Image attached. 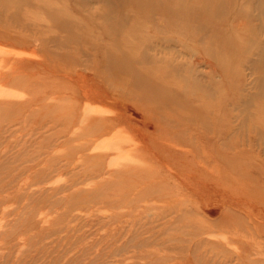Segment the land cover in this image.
<instances>
[{
	"label": "rangeland",
	"instance_id": "374dc122",
	"mask_svg": "<svg viewBox=\"0 0 264 264\" xmlns=\"http://www.w3.org/2000/svg\"><path fill=\"white\" fill-rule=\"evenodd\" d=\"M257 39L245 0H0V264H264Z\"/></svg>",
	"mask_w": 264,
	"mask_h": 264
},
{
	"label": "bare ground",
	"instance_id": "6f19581e",
	"mask_svg": "<svg viewBox=\"0 0 264 264\" xmlns=\"http://www.w3.org/2000/svg\"><path fill=\"white\" fill-rule=\"evenodd\" d=\"M245 1L251 2V6H253L256 10L261 11V13L264 12V0H245ZM220 12H221V10L218 9L217 14H219ZM204 32H206V29L204 30ZM160 39L164 40L165 38L161 37ZM151 41H155L154 47H156V48L147 45L146 49L143 52L142 57L140 58L142 62H147V63H150V62L159 63L160 62L161 64L168 65L167 67L168 68L170 67V68L165 72V74H163V72H162L161 77H163V79H180L181 78L182 80H188V81L195 82V85L194 84L189 85V89H188L189 92H196V91L202 89L201 85L197 84V81H196L197 78H199V74L193 68V65L195 64L194 63L195 59H192V53H194L193 56H195L196 53L194 52V50H191L192 47L188 46L189 52H191V53H188V55H190V58H191L188 61V60L184 59V55H182L183 51H181L180 49L176 51L175 46L168 44V42L164 46V44L161 43L159 40H155V39L151 38ZM177 41L182 46H185V45H183V41H181V40H177ZM190 41H193V40H190ZM152 51H154V53ZM248 51L249 52H251V51L255 52L259 56V59H258L259 62H264V42L260 41L259 39L255 40L253 42V44L251 45V48H249ZM158 52L160 54H162V53L164 54L166 52H168V53L175 52V55H173L172 58H167L166 56L158 55L157 54ZM155 69H157L158 71L161 70L160 67H158V65L155 67ZM207 74H208V76L212 75L210 72H208ZM147 91L151 95L159 94L161 96H165L166 103L167 102H169V103L173 102L175 99L174 95H172V93L170 92V90L168 88L159 89V88L154 87V86H149L147 88ZM205 92L206 93L209 92L208 88L205 89ZM251 141H252V139H251ZM84 145H86V144H84ZM208 235H210V234H208ZM119 249H120L119 251H122V250L126 249V246L125 247L123 246L122 248H119ZM113 258L115 259V257H113ZM152 261L153 260H149L147 262L140 263V264H155Z\"/></svg>",
	"mask_w": 264,
	"mask_h": 264
}]
</instances>
